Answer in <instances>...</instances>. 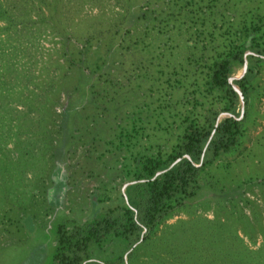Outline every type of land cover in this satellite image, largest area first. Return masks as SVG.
<instances>
[{
	"label": "trees",
	"instance_id": "obj_1",
	"mask_svg": "<svg viewBox=\"0 0 264 264\" xmlns=\"http://www.w3.org/2000/svg\"><path fill=\"white\" fill-rule=\"evenodd\" d=\"M5 1L0 0V121L24 117L10 128L19 158L31 151L19 146L23 134L42 140L38 147L44 150L54 146L52 134L61 135L57 143L65 147L76 133H93L107 102L127 106L105 139L106 150L128 153L121 166L124 179L132 181L125 186L127 202L121 192L113 201L101 194L94 208L109 202L95 215L56 218L51 250L36 263L264 264L263 247L244 240L254 242L255 233L264 232V215L255 199L243 195L258 183L264 199V175L247 176L228 190L203 180L214 159L239 149L264 116L258 106L264 98V10L248 8L236 17L229 10L232 0H123L112 16H92V25L78 34L61 19L62 0H31L28 8V0ZM37 25L50 27L59 45L53 74L32 81L28 69L5 59L16 48L11 38L29 35ZM243 65L244 72L231 79ZM10 68L33 84L17 98L23 109L11 106L12 86L2 87ZM126 86L137 96L130 99L124 90L114 99ZM62 92L67 103L57 111ZM142 138L147 144L135 148ZM263 141L264 125L256 144ZM64 185L63 179L54 184L53 200ZM212 199V218L192 211ZM177 211L194 214L168 222ZM32 221L31 214L23 218L28 230L35 228ZM33 259L24 254L10 264H36Z\"/></svg>",
	"mask_w": 264,
	"mask_h": 264
},
{
	"label": "rangeland",
	"instance_id": "obj_2",
	"mask_svg": "<svg viewBox=\"0 0 264 264\" xmlns=\"http://www.w3.org/2000/svg\"><path fill=\"white\" fill-rule=\"evenodd\" d=\"M28 1L27 8L30 7L32 1L36 4L35 0ZM5 2L7 4L10 0ZM122 2L123 0H62L58 10L61 12L62 21L72 25L71 28L80 34L87 26L92 25L90 24L94 20L92 16L98 18L112 16L120 8ZM248 8L264 10V0H232L229 5V10L236 17H238L237 14L239 15ZM37 27L38 29H34L29 35H22L17 39L11 38V42L15 44L16 48L5 59L14 61L18 70L20 68L28 69L30 75H34L32 81H41L53 74L52 61L57 56L56 47L59 45L58 37L50 31V27L45 25H37ZM0 38H5V35L0 33ZM26 38H32V40L27 41ZM1 41L3 45H9L8 40ZM72 41H74L73 38ZM244 67L245 65L237 67L230 78L242 74ZM3 69L0 67V72ZM10 69L6 72L9 81L2 87L12 86L10 87L13 91L11 94L14 97L9 99L11 106L23 109L21 105H17V98L23 92H27L33 84L24 77H17L16 69ZM26 85L28 87H25ZM124 90V94L128 93L130 99L137 96L135 89L130 90V87L126 86L116 93L115 98L112 97V91L109 90V97L118 99L121 97L120 92ZM74 101L79 102L78 99ZM66 103L65 93L62 92L54 107L57 111H61ZM106 104L108 107L103 111L100 121L94 124L93 133L86 132L82 138H79L76 133L73 140L64 142L65 147H61L60 143H57L59 137H62L61 135L52 134L54 146L49 150H44L38 147L42 144V140L35 141L33 137L22 133L21 138L17 139L18 141L22 140V143L19 142V146L23 144L28 148L31 147V151L26 157L24 155L20 158L19 147L15 143L16 138L10 128L13 123L22 121L24 117L14 116L15 119L11 121L4 117L0 121V264L13 263L24 254H29L31 259L35 257V263H40L49 254L54 243L52 224L57 222L56 218L61 219L67 216L83 221L91 215H95L98 211L103 210L109 202L98 201V207L94 208L93 203L101 194L102 196L108 195V198L113 201L121 192L127 202L125 186L132 181L124 179L121 166L127 161L124 156L128 153L121 148H118L117 152H114L115 149L106 150L109 145L105 141L110 137L112 127L116 128L115 123L121 119L122 110L127 106L122 109L118 107V103L109 101ZM258 106L264 115V98L258 103ZM26 123L27 120L22 125ZM263 125L264 116L260 119V124L249 128L239 149L214 159L212 164L204 170L203 180L210 181V184L216 188L221 187L222 190L232 189L247 176L259 180L264 175V141L263 144L257 145L256 136ZM63 138L65 139L64 136ZM142 143L143 145L147 144L142 138L135 148H140ZM59 179H63L65 185L59 195L60 198L55 201L52 190ZM251 188L252 191L245 189L243 195L255 199L259 204L258 208L261 214L264 215L263 188L258 183H251ZM216 205V201L212 199L208 206L197 205L195 209L192 208V211L212 218ZM227 206L230 207L229 204ZM244 210L251 215L248 206H245ZM192 211H177L167 221L173 222L177 217H191L194 214ZM26 214H31L33 217L32 222L35 224V228L32 230H28L23 223ZM244 240L249 245L262 246L264 249V232L257 231L254 242L246 236H244ZM19 264L33 263L29 260H21Z\"/></svg>",
	"mask_w": 264,
	"mask_h": 264
},
{
	"label": "water",
	"instance_id": "obj_3",
	"mask_svg": "<svg viewBox=\"0 0 264 264\" xmlns=\"http://www.w3.org/2000/svg\"><path fill=\"white\" fill-rule=\"evenodd\" d=\"M244 70H245V67H244ZM244 72V71H243ZM241 75V74H240Z\"/></svg>",
	"mask_w": 264,
	"mask_h": 264
}]
</instances>
